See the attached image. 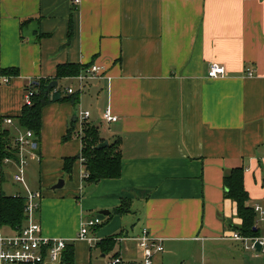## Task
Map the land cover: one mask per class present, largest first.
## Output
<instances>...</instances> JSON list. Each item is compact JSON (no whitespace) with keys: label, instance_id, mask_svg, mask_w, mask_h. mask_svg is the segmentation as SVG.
Segmentation results:
<instances>
[{"label":"crops","instance_id":"1","mask_svg":"<svg viewBox=\"0 0 264 264\" xmlns=\"http://www.w3.org/2000/svg\"><path fill=\"white\" fill-rule=\"evenodd\" d=\"M212 62L226 75L209 77ZM66 63L98 64L106 75L77 106L66 98L43 109L25 172L27 187L42 194L43 233L68 239L74 264H93V252L137 260L136 241L106 253L99 243L144 228L165 246L154 264H264L248 240L231 237L242 219L224 186L243 167L247 205L264 207V0H0V132L9 130L14 146L27 130L18 118L26 86ZM6 68L19 72L8 83ZM69 80H58L62 96L71 95L60 85ZM79 108L96 125L108 108L118 116L101 134L120 142V177L85 185L82 138L63 141ZM16 172L14 161L0 163V192L26 194ZM61 178L64 188L53 190ZM99 215L89 231L96 240L75 239L83 220Z\"/></svg>","mask_w":264,"mask_h":264},{"label":"trees","instance_id":"2","mask_svg":"<svg viewBox=\"0 0 264 264\" xmlns=\"http://www.w3.org/2000/svg\"><path fill=\"white\" fill-rule=\"evenodd\" d=\"M89 65H81L75 63L60 64L57 69V75L53 79H38L30 82L26 86V91L32 90L31 103L25 102L22 113L19 115V122L22 127L32 130L36 136L35 142L38 144L41 137L42 113L46 105L59 101L70 99L74 106L80 102V92H75L69 96H62L63 91L57 86L50 90L47 85L53 80L61 78L73 77L87 69ZM3 75H17L19 72L16 68L2 69ZM77 116L71 121L70 127L63 141H67L77 136ZM82 153L85 167L84 179L89 183H97L105 178H118L122 173V153L120 142L118 139L109 142V145L98 149L97 145L106 140L101 134L100 126L89 121L83 122ZM35 149V148H34ZM19 146H15L11 142L10 131L3 129L0 132V163L5 158L14 161L18 160ZM79 156L68 157L65 159V169L71 172L72 165ZM225 195L232 199L237 205V215L242 219L239 231L243 236L253 237L260 234V227L256 226L257 213L254 209L247 205L249 194L244 187V168L236 167L231 169L224 177ZM26 197L24 195H7L0 192V226L6 231L18 230L26 224ZM128 204L124 201L122 207L118 208L119 212H124ZM118 236V235H116ZM116 236L102 240L99 244L103 245L106 253L113 249L116 243ZM64 264H74V252L68 247L64 253Z\"/></svg>","mask_w":264,"mask_h":264},{"label":"built area","instance_id":"3","mask_svg":"<svg viewBox=\"0 0 264 264\" xmlns=\"http://www.w3.org/2000/svg\"><path fill=\"white\" fill-rule=\"evenodd\" d=\"M249 74L252 75L251 72ZM104 75L106 74L102 66L92 64L87 69L82 70L80 74L72 77V80L78 81V86L70 84L65 89V92L68 94L80 92L82 94L92 81L103 78ZM208 75L212 78L223 77L226 75V69L223 65L212 62L208 68ZM1 77L5 83H8L11 79V75L2 74ZM55 88L57 90V87ZM33 94L32 90L26 92L25 102L27 104L31 103ZM90 116V111L82 108L78 109L76 133L79 136L83 132V122L88 120ZM103 118L106 122H112L116 121L118 116L113 115L108 108L103 114ZM6 121L11 123L13 120L8 117ZM33 138L34 132L32 130H26L19 135L16 138V143L19 146L18 160L14 161L10 158H5V162L14 161L17 166L14 178L16 181L23 183L27 190L26 194H24L26 197L25 213L27 221L25 226L13 231H5L0 226V264H64V253L69 245V240L66 238L49 237L43 233L39 219L42 194L39 191L30 190L26 185V167L29 160L35 157ZM253 209L257 213L256 226H259L261 221H264V207L260 204H255ZM101 222L100 216L85 218L75 239L93 243L96 238L89 236V231L101 224ZM231 237L237 240H248L247 248L256 255L264 254V234L246 237L240 232H233ZM115 240L117 242L125 240L136 241L139 256L137 260L130 261L121 252H117L110 256L108 264H154L156 256L165 249L163 239L153 235L147 228H144L135 236L118 235Z\"/></svg>","mask_w":264,"mask_h":264},{"label":"rangeland","instance_id":"4","mask_svg":"<svg viewBox=\"0 0 264 264\" xmlns=\"http://www.w3.org/2000/svg\"><path fill=\"white\" fill-rule=\"evenodd\" d=\"M68 84H73V85H77L78 86V81H76V80H69V81H61L60 82V85L63 87V86H66V85H68ZM97 124H98V126H100V130H101V132H102V134L104 135L105 134V120L102 118V123L100 122V119L99 120H97ZM106 135V134H105ZM30 161V160H29ZM35 169H37L38 170V167L37 166H35ZM26 170H27V167H26ZM12 171L14 172V168L12 169ZM36 171V170H35ZM36 179H37V173H36V175H35V181L34 182H36ZM59 181V180H58ZM87 184H91V183H89V182H87L85 185H87ZM64 188V186L63 187H61V188H57L58 190L59 189H63ZM53 190H55V189H53ZM96 214V213H95ZM100 217H101V219H102V217H103V215H99ZM4 229V228H3ZM5 230V229H4ZM6 231V230H5ZM264 233V221H261V223H260V234H263ZM251 251V250H250ZM261 255H264V254H261ZM92 261H93V264H108V261H109V256H106V257H102L101 256V254H97V253H95V252H93V259H92ZM195 262H194V259H192V261H187L186 262V264H194ZM173 264H181V261L180 260H175L174 262H173Z\"/></svg>","mask_w":264,"mask_h":264},{"label":"water","instance_id":"5","mask_svg":"<svg viewBox=\"0 0 264 264\" xmlns=\"http://www.w3.org/2000/svg\"><path fill=\"white\" fill-rule=\"evenodd\" d=\"M57 86H58V80H53L47 85V89L50 90V89L55 88ZM108 145H109V141L108 140H104L102 143H99L97 145V148L101 149V148H104V147H106ZM36 146H37V143L35 142L33 147H36ZM64 184H65V181H64V179L61 178V179H59V181L55 185H53L52 188L53 189L61 188V187L64 186ZM108 213H109L108 210H101L100 211V214H108ZM259 248H260V245H259Z\"/></svg>","mask_w":264,"mask_h":264}]
</instances>
